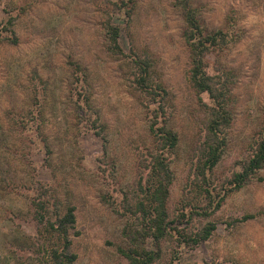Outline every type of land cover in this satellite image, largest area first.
Wrapping results in <instances>:
<instances>
[{
  "label": "rangeland",
  "instance_id": "1",
  "mask_svg": "<svg viewBox=\"0 0 264 264\" xmlns=\"http://www.w3.org/2000/svg\"><path fill=\"white\" fill-rule=\"evenodd\" d=\"M107 1L0 0V264H43L17 246L37 234L33 191L27 187L33 179L51 186L64 208L75 205L76 264H129L118 250L128 245L123 235L127 218L111 201H121L139 178L141 155L152 146L151 111L131 85L130 59L107 48L102 25ZM135 1L130 24L121 11L115 21L122 26L123 51L151 54L170 93V123L180 138L171 163L175 178L168 206L176 219L173 226L217 224L211 238L197 246L179 245L177 236L163 242V262L264 264V168L258 178L229 193L210 217L194 215L189 220L183 209L196 192L195 152L207 118L204 104L211 99L203 93L202 105L190 84L185 23L174 0ZM193 1L202 10L205 27L228 31L231 38L226 48L207 56L211 73L223 68L234 77V120L213 174L220 184L240 169L264 125V0ZM10 15L15 17L17 43L7 29ZM79 91L90 95L92 122L79 114ZM37 92L45 107L43 131L50 155L35 128L19 122ZM100 127L105 139L96 133Z\"/></svg>",
  "mask_w": 264,
  "mask_h": 264
},
{
  "label": "trees",
  "instance_id": "2",
  "mask_svg": "<svg viewBox=\"0 0 264 264\" xmlns=\"http://www.w3.org/2000/svg\"><path fill=\"white\" fill-rule=\"evenodd\" d=\"M135 2L108 0L102 25L109 52L125 56L132 63L129 80L134 90L146 100L144 104L151 111L149 131L152 146L147 147L146 152L141 155L140 174L134 187L124 192L121 201H111V205L117 213L127 218L123 235L128 245L120 246L118 250L129 264H170L163 262V242L177 236L179 245L194 247L210 239L217 230V224L209 221L197 229H180V223L173 226L176 219L171 217L168 206L175 178L171 163L176 156L180 138L170 123V93L155 71L151 54H141L134 50L127 54L123 51L120 45L122 26L115 21V13L121 11L130 24ZM174 3L180 9L185 23L183 37L190 52V84L199 95L202 105L203 93H207L211 99V104H204L207 118L202 124L201 141L195 152L192 185L196 192L191 200L182 205L185 212L188 210L189 220H192L194 215L210 217L221 208L229 193L258 178L259 171L264 168V125L259 137L252 144L251 151L241 162L240 169L235 170L220 184L216 183L213 179L214 170L227 149L228 131L234 120L231 105V85L234 77L231 71L223 68L218 69V73H211L208 70L207 56L211 51L224 49L229 45L230 32L205 27L201 18L202 10L193 0H174ZM14 24L15 17L10 15L7 29L14 35L10 40L17 43ZM75 65L82 70L80 64ZM35 76L34 79L38 78ZM83 76L86 80L85 73ZM46 84L44 88L47 90ZM77 103L82 111L80 116L82 114L84 120L91 121L93 112L90 95L86 91H79ZM44 109V103L37 92L32 106L19 122L24 128H35L44 142L46 153L50 155L51 149L43 131ZM98 116L93 120L94 126ZM96 133L105 139L103 127ZM27 187L33 191L30 197L31 213L38 229L35 236L20 240L17 246L21 250L34 253L43 264H76L78 255L73 249L72 239L76 224L75 205L70 203L64 208L55 190L39 179H33ZM187 198L185 195L184 199ZM185 214L182 213V216ZM151 241L152 246L149 244Z\"/></svg>",
  "mask_w": 264,
  "mask_h": 264
}]
</instances>
